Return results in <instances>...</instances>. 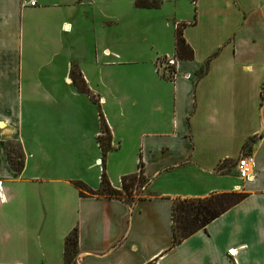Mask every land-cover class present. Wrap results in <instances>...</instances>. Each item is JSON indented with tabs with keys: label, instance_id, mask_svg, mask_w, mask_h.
Wrapping results in <instances>:
<instances>
[{
	"label": "crops",
	"instance_id": "crops-1",
	"mask_svg": "<svg viewBox=\"0 0 264 264\" xmlns=\"http://www.w3.org/2000/svg\"><path fill=\"white\" fill-rule=\"evenodd\" d=\"M29 1L0 0V264H68L73 228L69 264H264V0ZM179 22L191 59L175 56ZM100 156L114 188L141 161L130 201L79 193L99 188ZM236 184L242 199L172 244L175 197Z\"/></svg>",
	"mask_w": 264,
	"mask_h": 264
},
{
	"label": "trees",
	"instance_id": "trees-1",
	"mask_svg": "<svg viewBox=\"0 0 264 264\" xmlns=\"http://www.w3.org/2000/svg\"><path fill=\"white\" fill-rule=\"evenodd\" d=\"M162 0H134V5L137 7H159ZM186 22H179L175 31V56L179 59H191L193 57V49L186 42L182 29ZM175 62V60H174ZM173 64H169L168 67L172 70ZM207 63L201 66L198 71L200 76L206 70ZM70 75L77 85V87L83 92L90 95L92 99H95L94 95L90 92L89 88L83 77L76 71L75 67H71ZM99 117L101 122V133L98 134L97 139L101 148L102 156L105 155L107 150L112 148L110 143V132L105 122L102 112L99 111ZM12 147H9L8 159L11 166L20 171L23 166V154L18 149L17 160L14 159L15 154L12 155ZM13 153H15L13 151ZM231 161V160H230ZM227 163V162H226ZM234 162H231V164ZM225 162L223 163V165ZM219 166H222L220 164ZM147 179L142 173L141 161H139V170L135 173L126 174L121 177V188H114L111 186L105 170L101 168L100 174V186L94 190L89 188L85 183L81 181H75V185L79 188L81 195L95 194L104 196L123 197L127 201H130L133 196V191L137 181L144 182ZM245 196L243 191H222L212 192L208 195L201 197H175L172 202V244L180 242L183 238L192 234L200 228H204L205 225L213 220L215 217L223 213L227 208L238 202ZM125 197H130L129 200ZM77 253V231L73 228L65 237L64 240V261L71 263Z\"/></svg>",
	"mask_w": 264,
	"mask_h": 264
},
{
	"label": "built area",
	"instance_id": "built-area-1",
	"mask_svg": "<svg viewBox=\"0 0 264 264\" xmlns=\"http://www.w3.org/2000/svg\"><path fill=\"white\" fill-rule=\"evenodd\" d=\"M34 0H30L29 3L30 4H34ZM168 64H173L174 63V59L169 58L166 61ZM96 163L98 165H102V159L101 157H98L96 159ZM233 165L236 168V175L239 177V179L241 180H246L248 179L251 175H252V170H253V166H254V160H253V156L251 153L248 152H244L241 155H239ZM235 190H240V185L236 184L235 185ZM233 252L230 250L229 254H232Z\"/></svg>",
	"mask_w": 264,
	"mask_h": 264
},
{
	"label": "rangeland",
	"instance_id": "rangeland-1",
	"mask_svg": "<svg viewBox=\"0 0 264 264\" xmlns=\"http://www.w3.org/2000/svg\"><path fill=\"white\" fill-rule=\"evenodd\" d=\"M194 1V0H193ZM11 147H12V155H14L15 154V157H14V159L15 160H17V153L16 152H18V146L16 145V144H11ZM13 151L15 152V153H13ZM101 157V159H102V162H103V157L102 156H100ZM145 182L146 181H144V182H141V181H137L136 182V186H135V189H134V191H133V194H137V193H139L140 192V188H141V186H143L144 184H145ZM236 191H240V190H236ZM133 197V196H132ZM125 198H127L128 200H129V198L130 197H125Z\"/></svg>",
	"mask_w": 264,
	"mask_h": 264
}]
</instances>
